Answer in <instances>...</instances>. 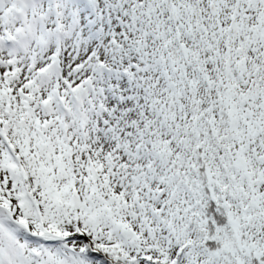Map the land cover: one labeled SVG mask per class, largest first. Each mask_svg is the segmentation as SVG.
<instances>
[{
	"label": "snow or ice",
	"instance_id": "1",
	"mask_svg": "<svg viewBox=\"0 0 264 264\" xmlns=\"http://www.w3.org/2000/svg\"><path fill=\"white\" fill-rule=\"evenodd\" d=\"M0 264H264V0H0Z\"/></svg>",
	"mask_w": 264,
	"mask_h": 264
}]
</instances>
